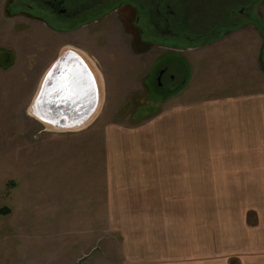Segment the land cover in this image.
I'll use <instances>...</instances> for the list:
<instances>
[{"label":"rangeland","instance_id":"1","mask_svg":"<svg viewBox=\"0 0 264 264\" xmlns=\"http://www.w3.org/2000/svg\"><path fill=\"white\" fill-rule=\"evenodd\" d=\"M232 2L186 0V8L214 15ZM21 3L0 0V209L9 212L0 215V264H77L94 249L83 264H128L130 232L136 221L143 227L144 218L132 209L137 203L108 200L113 186L102 168L103 130L141 123L184 84L182 91L189 95L208 91L212 81L203 76L202 65L196 73L191 67L204 53L197 47L211 42L161 38L147 52H132L134 47L113 21L101 29L58 35L48 23L27 24L18 11L25 10ZM246 15L239 23H254L264 37V0H249ZM65 48L83 52L97 67L102 85L97 115L75 132L50 130L28 110L42 75ZM218 48L205 55L221 57L224 51ZM258 60L264 68V57ZM221 61L217 66L213 62L212 75L224 77V71H230V77L235 67ZM247 71L243 80L233 76L258 83ZM232 197L234 202L217 203L220 215L230 211L234 224L243 217L254 224L249 208L255 210L256 199H264V187H232Z\"/></svg>","mask_w":264,"mask_h":264},{"label":"crops","instance_id":"2","mask_svg":"<svg viewBox=\"0 0 264 264\" xmlns=\"http://www.w3.org/2000/svg\"><path fill=\"white\" fill-rule=\"evenodd\" d=\"M259 32L248 23L197 47L204 53L191 71L202 65L203 76L212 81L208 91L189 95L184 84L141 123L103 130L102 168L113 186L108 200L137 203L132 209L144 218L143 227L136 221L130 232L135 235L128 238L133 249L128 264H264V199L249 208L256 218L251 225L245 217L234 224L230 211L217 210L218 202L235 201L232 187H264V68L258 60L264 57V37ZM214 48L224 51L221 57L205 55ZM221 60L235 67L230 77V71L212 75L213 62L217 66ZM246 71L262 86L233 76L243 80Z\"/></svg>","mask_w":264,"mask_h":264},{"label":"flooded vegetation","instance_id":"3","mask_svg":"<svg viewBox=\"0 0 264 264\" xmlns=\"http://www.w3.org/2000/svg\"><path fill=\"white\" fill-rule=\"evenodd\" d=\"M19 1L25 9H19V14L25 15L23 20L27 24L48 23L53 34L73 36L81 29H101L113 21L134 47L132 52L138 49L147 52L153 42L157 43L161 38L210 41L249 22L239 23L247 17L249 0H233L230 6L214 15L186 8V0ZM159 74L162 76V72Z\"/></svg>","mask_w":264,"mask_h":264},{"label":"water","instance_id":"4","mask_svg":"<svg viewBox=\"0 0 264 264\" xmlns=\"http://www.w3.org/2000/svg\"><path fill=\"white\" fill-rule=\"evenodd\" d=\"M78 52L83 53L74 48L60 51L42 75L31 101L30 106L34 103L36 114L44 125L51 127L50 130H83L100 109L102 85ZM96 250L82 257L77 264H83Z\"/></svg>","mask_w":264,"mask_h":264},{"label":"bare ground","instance_id":"5","mask_svg":"<svg viewBox=\"0 0 264 264\" xmlns=\"http://www.w3.org/2000/svg\"><path fill=\"white\" fill-rule=\"evenodd\" d=\"M78 54L86 61V63L91 67V69L93 70V72L95 73V76L99 79V74L96 70V68L93 66V64L91 63V61L88 59V57L83 54V53H79ZM99 82H100V79H99ZM36 100V99H35ZM34 103L30 106L29 108V113L31 115L32 118L38 120V121H41L38 117V115L36 114L35 110H34V107H33ZM45 126L48 128V129H51V127L47 126L45 124ZM61 132V131H60Z\"/></svg>","mask_w":264,"mask_h":264},{"label":"trees","instance_id":"6","mask_svg":"<svg viewBox=\"0 0 264 264\" xmlns=\"http://www.w3.org/2000/svg\"><path fill=\"white\" fill-rule=\"evenodd\" d=\"M213 40H215V39H213ZM213 40H210V41H213ZM209 41V40H208ZM205 42H207V41H205ZM156 113V112H155ZM154 114V113H153ZM152 115V114H151ZM148 117V116H147ZM9 212H8V210H2V209H0V215H7Z\"/></svg>","mask_w":264,"mask_h":264}]
</instances>
